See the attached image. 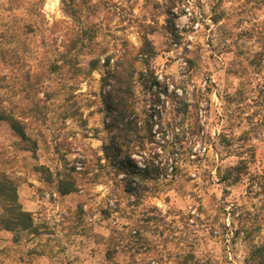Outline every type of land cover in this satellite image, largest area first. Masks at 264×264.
Masks as SVG:
<instances>
[{
	"label": "rangeland",
	"instance_id": "obj_1",
	"mask_svg": "<svg viewBox=\"0 0 264 264\" xmlns=\"http://www.w3.org/2000/svg\"><path fill=\"white\" fill-rule=\"evenodd\" d=\"M126 55L131 109L112 125L106 96ZM179 79L197 99L186 118L168 96ZM0 81V109L27 135L0 123V174L38 227L0 229V264H179L185 252L245 264L264 246V0H0ZM133 123L151 128L142 143L123 137ZM241 158L240 179L220 181ZM68 175L76 190L59 194Z\"/></svg>",
	"mask_w": 264,
	"mask_h": 264
},
{
	"label": "trees",
	"instance_id": "obj_2",
	"mask_svg": "<svg viewBox=\"0 0 264 264\" xmlns=\"http://www.w3.org/2000/svg\"><path fill=\"white\" fill-rule=\"evenodd\" d=\"M222 14L212 16L211 20L213 23H217L221 20ZM169 21V34L173 40L178 42L177 38H180V35L177 29L173 28L171 24V19ZM263 35V34H262ZM148 41V40H147ZM150 44V41L148 42ZM186 60L189 64L193 63V57L188 55ZM108 61V58H107ZM97 60H91L89 65V69L93 70L96 67ZM73 66V64H70ZM136 68L134 67V59L126 56H123L121 61L119 62L118 69L116 72L112 73L114 80L111 83V90L106 96V112L111 115L112 125L115 124L117 121H120L127 112H130L131 109V102L130 98L132 95V87H133V75ZM153 83H157L156 80L151 79ZM1 84V81H0ZM176 88H181L182 91L180 94L173 91L174 94H168V96L172 98H176L177 102L183 103L184 107V118L189 116V112L187 107L191 104H196L197 99H195L194 91L189 94L186 91V84L184 79H179L176 81ZM194 93V94H193ZM195 99V100H194ZM192 117V116H191ZM190 117V118H191ZM5 121L8 123L9 127L13 130V132L20 137L22 140H27V135L24 131L23 123L11 113L6 112L4 109H0V123ZM131 123V122H129ZM134 124V123H133ZM190 126L186 127L185 133L187 138L191 141L193 137L199 135V130L195 126L193 122H190ZM194 124V125H193ZM197 124V123H196ZM123 137L128 139L129 142L133 140L136 142L142 143L144 141L145 135L150 132V127H136L128 124L126 127H122ZM203 135V136H202ZM205 134H201L199 136L201 139H205ZM182 145H179V149L175 151V156L173 162L171 163V170L169 172L165 171L160 173L158 178V183H163L167 181L170 177L169 174H172V171L176 170L181 165V154L184 152L181 150ZM117 147V145H116ZM207 149V147H205ZM117 150V148H116ZM115 150V151H116ZM191 151V150H190ZM191 157L190 161L187 163L189 166L197 167L198 166V154L196 152H190L189 158ZM130 166L129 163H127ZM42 169V167H39ZM247 171V163L245 159H239L238 162L234 165H230L221 171L218 168V179L222 182H229L235 183L237 182L242 173ZM135 173V171H133ZM76 190V183L73 177H61L57 180V191L59 194H68ZM262 220L264 221V213ZM232 227L234 222L231 221ZM241 224V223H240ZM241 225L230 229L231 236L234 237L238 235L242 229ZM255 228H260V223L255 224ZM0 229L12 231V232H27L29 234H36L38 231V227L34 223V219L30 211H27L22 208L21 203L18 200V193H17V185L16 183L7 177L4 174H0ZM249 234V232H248ZM16 239L18 237L16 236ZM159 260L161 258H158ZM209 258L205 257H196L194 253L185 252L180 258L179 264H207L209 263ZM154 263L158 260L153 259ZM245 264H264V246L263 245H253L250 247L248 254L244 258ZM146 262H142L140 264H145Z\"/></svg>",
	"mask_w": 264,
	"mask_h": 264
},
{
	"label": "built area",
	"instance_id": "obj_3",
	"mask_svg": "<svg viewBox=\"0 0 264 264\" xmlns=\"http://www.w3.org/2000/svg\"><path fill=\"white\" fill-rule=\"evenodd\" d=\"M48 193L43 194V198L48 199L49 198ZM55 215L57 220L63 219L67 215V211L59 206V204H56V209H55Z\"/></svg>",
	"mask_w": 264,
	"mask_h": 264
}]
</instances>
